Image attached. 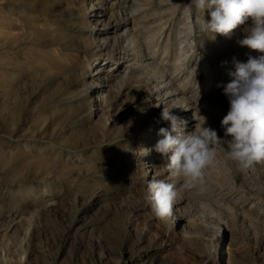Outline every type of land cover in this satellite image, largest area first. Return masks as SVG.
Masks as SVG:
<instances>
[{
  "label": "rangeland",
  "instance_id": "obj_1",
  "mask_svg": "<svg viewBox=\"0 0 264 264\" xmlns=\"http://www.w3.org/2000/svg\"><path fill=\"white\" fill-rule=\"evenodd\" d=\"M189 3L133 0L127 14L120 0H0V229L14 218L13 262L264 264V166L242 173L227 145L202 185L179 180L172 217L156 218L146 199L168 163L154 150L157 78L172 76L197 108L195 127L205 117L223 138L234 59L262 54L236 43L246 25L215 35L209 10ZM115 20L131 21L143 45L130 53L156 52L162 74L121 75L129 62Z\"/></svg>",
  "mask_w": 264,
  "mask_h": 264
},
{
  "label": "clouds",
  "instance_id": "obj_2",
  "mask_svg": "<svg viewBox=\"0 0 264 264\" xmlns=\"http://www.w3.org/2000/svg\"><path fill=\"white\" fill-rule=\"evenodd\" d=\"M193 6L204 13L209 10L211 19L204 20V27L215 35L230 38L233 30L246 25L236 43L262 54L249 56L247 62L234 59L235 70L228 73L232 79L222 86L229 102L221 120L223 138L205 126V117L199 128L186 131L187 121L163 108L161 118L170 128L159 129L161 138L154 150L167 159L170 176L181 178L185 188L204 183L206 170L216 163V149L223 145H227L226 157L242 173H255L258 165L264 166V0H190L187 7ZM146 150L147 154L150 149ZM178 197L174 183L152 180L148 184L146 199L160 220L172 217Z\"/></svg>",
  "mask_w": 264,
  "mask_h": 264
},
{
  "label": "bare ground",
  "instance_id": "obj_3",
  "mask_svg": "<svg viewBox=\"0 0 264 264\" xmlns=\"http://www.w3.org/2000/svg\"><path fill=\"white\" fill-rule=\"evenodd\" d=\"M120 1H122V3H124V4L127 3L125 6H123L121 8L124 9V11L128 12L127 14L131 13V11L133 9L132 7L134 6V5H132L133 0H120ZM125 7H127V8H125ZM110 17L115 18L113 14L110 15ZM130 18H132V19H130ZM130 18L129 19L132 20V23H133V21H135V18H133V17H130ZM189 18H191V16H189ZM130 20H125V21H121V22L119 20H115V23H114L115 26L112 27V29L119 28L122 25L124 27L123 36H121V38H123L125 40L124 44L127 45V46H125V49H126L125 56L128 58L129 64H127V68L122 70L121 75H124V73L126 72L127 69H131L132 73L133 72L135 73V71H133V70H135L134 67L142 68L143 70L146 69L148 71L150 69L152 72H154V74L158 75V73H161V69L156 66V63L154 61H149V60L154 59L156 52H154V57L152 56V58H145L148 53H146L143 50L137 52V54L134 53L136 55H133L130 53L131 50L135 51L136 49H139V48L141 49V46L143 45V44H141V42H139L140 37H139L137 31L135 30V28L132 29ZM110 25H111V23L108 22L107 26L109 27ZM128 26H130V27H128ZM191 29H193V28H191ZM117 38L118 37L115 38V41L119 42V40ZM130 46H133V49L129 50ZM101 64L102 63H100V65ZM108 67H109V69H107L106 72H104L105 79H108L109 72H120V70H121V67L119 66V61L112 63V64H107V68ZM141 72H143V71L141 70ZM151 75H153V74L151 73ZM154 76H156V75H154ZM157 77H155V78H157ZM171 77L168 76L165 79H161V78H163V75H161L159 78H157V81L154 85L155 94L158 97V99L157 98L156 99L159 100L161 103L158 101L160 103V105H158L156 107H159V108L164 107V108H168V109H173L172 111L174 114L180 116L181 118H183L184 120L187 121V125H186L185 130L190 131V130L196 128L195 126L198 125V124L197 125L194 124L196 122L195 117L197 115H199L198 112H196L197 108L195 109L188 102V98L185 96L186 93L182 92L183 89L181 90V92H182V93H180L181 95L176 93L175 81ZM137 78H139V77H137ZM180 88H182V87H180ZM184 89H185V86H184ZM179 96H183V97H179ZM190 119H193V120H190ZM169 126H170V123L163 120L161 127L168 128ZM159 158H161V157H159ZM157 160H159V159H157ZM149 167H151V168L155 167V164L154 165L152 164ZM159 172L160 171H155V173L157 175V176L153 177L155 180H164V178L171 177L169 174L167 165L163 170L164 173L160 174ZM171 179L173 180V183L176 185V187H178L179 180H181V178H175L174 179L171 177ZM178 192H179V190H178ZM179 197H180V193H179ZM179 197H178L177 201L175 202V204L173 205V215L175 213V206L179 205L180 202H182ZM182 200H184V199H182ZM13 227H14V218H11L7 222L6 226L2 227V229H0V264H25V261H24L25 259H23L22 261H20L18 263H15V262H13V260L9 259V257H8L10 255V253L12 252L10 243H11L12 235L15 232Z\"/></svg>",
  "mask_w": 264,
  "mask_h": 264
}]
</instances>
